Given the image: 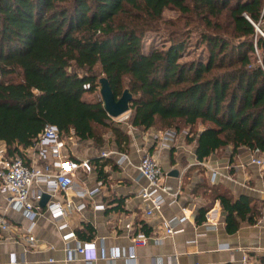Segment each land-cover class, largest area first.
Segmentation results:
<instances>
[{"label": "trees", "instance_id": "16d2710c", "mask_svg": "<svg viewBox=\"0 0 264 264\" xmlns=\"http://www.w3.org/2000/svg\"><path fill=\"white\" fill-rule=\"evenodd\" d=\"M166 9L205 24V60H180L187 43L179 31L167 47L144 52ZM263 9L264 0H0V141L8 156L25 157L47 125L98 145L97 127L111 129L119 146L127 143L101 98H86L101 78L116 100L133 95L129 125L187 129L199 161L228 146L264 154ZM212 193L228 231L238 229L237 217L253 221L248 197Z\"/></svg>", "mask_w": 264, "mask_h": 264}, {"label": "crops", "instance_id": "0c3cea01", "mask_svg": "<svg viewBox=\"0 0 264 264\" xmlns=\"http://www.w3.org/2000/svg\"><path fill=\"white\" fill-rule=\"evenodd\" d=\"M127 143L119 146L114 134L104 137L102 145L93 140L80 141L74 135L69 140L68 152L78 164L88 160V167L80 168L75 175V189L67 196L57 195L54 201L70 198L75 204L84 202L86 209L71 211L67 215L68 231H74L82 242L96 241L106 248L128 249L133 245L127 225L133 226L135 234L143 232L142 223L149 230L147 235L159 236L157 229L164 220L182 215V208L192 209L190 220L183 225L184 233L168 236L157 242L154 256H162L168 264H264V169L253 164L252 158L264 157L258 151L246 148L236 153L232 147L216 151L199 161L196 142L187 141V133L175 132L172 140L167 134L172 130L151 128L144 130L125 126ZM164 143L166 146H162ZM103 153H108L107 157ZM144 154L154 156L166 170V182L178 191L175 203L165 205L161 214L148 218L142 208L139 191L145 186L137 166ZM121 155L128 160L119 162ZM177 171V177L169 173ZM164 173V171H163ZM165 174V173H164ZM101 182L104 187L86 198L75 197V190L92 191ZM225 190L234 201L242 197L251 200L253 221L236 218L239 227L228 231L227 215L219 200L213 199L212 190ZM120 204V206H119ZM104 205V209L95 206ZM211 210V221L205 215ZM205 211L204 221L197 223L200 213ZM0 216H5L15 228L22 232L29 221L20 213L7 208V200L0 195ZM234 229V224L230 225ZM15 236V234H14ZM12 233L0 232V264H85V256L67 262L64 252L63 233L58 230L46 209L36 220L32 236L39 248L26 246ZM91 236V239L89 237ZM18 239V240H17ZM140 264H152L154 258L144 256L137 247ZM15 254L16 262L11 261ZM99 252L89 254L97 258ZM248 256L247 262L244 257ZM94 264H106L97 260ZM117 264H125L117 260Z\"/></svg>", "mask_w": 264, "mask_h": 264}, {"label": "built area", "instance_id": "2783aa9c", "mask_svg": "<svg viewBox=\"0 0 264 264\" xmlns=\"http://www.w3.org/2000/svg\"><path fill=\"white\" fill-rule=\"evenodd\" d=\"M259 26V25H256ZM261 30V29H260ZM262 36L264 32L261 30ZM129 114L121 116L120 121L129 120ZM127 125H129L127 123ZM167 139L172 140L175 132H169ZM73 132L67 138H62L59 129L53 125H47L39 135L37 142L25 151V157L20 155L8 156L7 146L0 141V195L7 200V208L16 211L29 221L26 230L20 231L10 224L5 216H0V232L12 233L16 238H20L29 248L40 247L38 241L32 236L36 220L47 210L52 221L57 224L58 230L63 233L65 243L64 252L66 261L72 262L85 256V264H94L97 260L105 261L106 264H117V260H124L125 264H140L136 253V248L144 250V256L154 258L152 264H168L164 257L154 256L153 248L157 242L168 236L184 233L183 225L191 217L192 209L188 206L182 208V215L166 219L157 228L159 236H150L140 232L135 234L133 226L127 225L128 232L131 233L133 245L128 249L106 248L98 245V242H82L78 240L74 231H68L67 215L71 211H83L86 204L81 202L75 204L70 198L63 201H54L57 195H68L75 189V175L82 167H88V160L81 163L75 162L69 152V140L73 139ZM162 146H166L162 143ZM108 153H103L107 157ZM127 155H121L119 162L127 161ZM251 162L264 169V157L252 158ZM140 176L145 179L146 184L139 191L138 197L142 200V208L148 218L160 215L164 206L175 203L178 199L176 187L166 182V174L158 160L150 155L144 154L137 166ZM104 185L98 182L96 190L81 191L75 190V197L86 198L102 189ZM49 195L50 199L45 207L40 205L43 197ZM95 209H104V205L95 206ZM211 210L205 215V221H211ZM14 236V237H15ZM18 240V239H17ZM99 252L98 257L89 258V254ZM248 256L244 257L247 262ZM11 261L16 262L15 254Z\"/></svg>", "mask_w": 264, "mask_h": 264}, {"label": "rangeland", "instance_id": "374dc122", "mask_svg": "<svg viewBox=\"0 0 264 264\" xmlns=\"http://www.w3.org/2000/svg\"><path fill=\"white\" fill-rule=\"evenodd\" d=\"M204 27L205 24L202 26H196L192 23H186L185 17L183 18L179 11L174 9H166L163 13L160 23L158 24V31L149 32L146 34L143 40V50L146 54H148L156 48L167 47L170 43L172 35L179 31L181 34H185L184 37L187 43L180 60L189 61L201 57L203 60H205L207 52L204 49V45L200 44L202 38L201 36L203 34L202 28ZM206 30L209 31L208 28ZM86 98H101L100 87L97 93L93 95L88 94L86 95ZM127 114L130 116V111ZM120 118L121 117L113 119L112 125L117 128L124 129L125 126H127V123H129L130 117L127 121H120ZM126 130L127 129H124V131ZM182 130H184V133L188 132L185 128ZM97 132L103 135L105 138H108V140L110 138L109 135L112 133L111 129L100 127H97ZM163 171L165 174L167 173L166 170Z\"/></svg>", "mask_w": 264, "mask_h": 264}, {"label": "water", "instance_id": "95a60500", "mask_svg": "<svg viewBox=\"0 0 264 264\" xmlns=\"http://www.w3.org/2000/svg\"><path fill=\"white\" fill-rule=\"evenodd\" d=\"M256 30L257 32H260V34H262L259 26H256ZM99 84H100L101 100L103 102L105 110L107 111L110 117L116 119L130 111V106L134 98L133 95L128 90H125L122 96L118 100H116L111 85L106 78H101ZM169 176L177 177L178 172L177 171L171 172L169 173ZM49 199L50 196L45 195L40 205L42 207H45Z\"/></svg>", "mask_w": 264, "mask_h": 264}]
</instances>
